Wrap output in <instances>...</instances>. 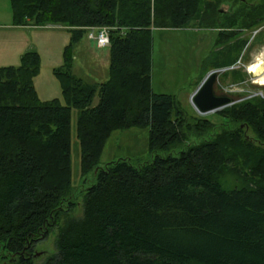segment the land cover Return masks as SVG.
<instances>
[{"label":"trees","instance_id":"trees-1","mask_svg":"<svg viewBox=\"0 0 264 264\" xmlns=\"http://www.w3.org/2000/svg\"><path fill=\"white\" fill-rule=\"evenodd\" d=\"M11 3L16 25H62L71 41L54 69L65 104L40 99L38 51L0 67V255L37 264L36 243L56 231L57 252L41 264H264V97L218 110L225 121L217 125L189 117L175 95L152 88L154 29L189 27L208 14L207 2ZM104 26L109 77L89 82L72 70L74 47L90 28ZM73 108L84 204L81 216L62 221L80 185L72 180ZM136 125L150 126L151 158L101 165L111 133ZM225 171L246 185L225 189L216 179Z\"/></svg>","mask_w":264,"mask_h":264},{"label":"rangeland","instance_id":"rangeland-1","mask_svg":"<svg viewBox=\"0 0 264 264\" xmlns=\"http://www.w3.org/2000/svg\"><path fill=\"white\" fill-rule=\"evenodd\" d=\"M245 1L256 5H243L241 0H205L208 14L192 22L189 27L156 28L153 31V91L175 95L189 117L201 115L193 106L191 95L198 87L196 83L212 69L226 68L219 73L215 89L217 93L233 97L235 103L256 96L264 97V83L259 80L264 76V0ZM235 9V14L227 13ZM232 15H236V18ZM13 16L11 0H0V67L18 66L25 52L38 51L41 64L34 83L40 99L44 101L60 98L65 104L62 84L55 76L54 69L65 62L66 48L71 41L70 31L62 25L52 24L17 26ZM231 19L237 21L232 22ZM73 54L72 70L76 75L89 82L108 79L109 45H100L96 38H91L86 32L75 44ZM98 101L97 95L94 104ZM202 116L209 117L217 125L225 121L217 111ZM77 118L78 110L73 108L72 180L74 186L80 185L72 191L75 206L64 215L62 221L67 217H79L83 213L84 198L80 193L84 189L81 186L82 150L76 134ZM248 134L255 135L252 130H248ZM149 137V125L114 130L99 155L100 164L120 158H130L134 163L151 158ZM91 176L93 175L88 177ZM216 179L227 190L246 185V182L231 171L219 174ZM34 250L33 257L39 252L34 257L37 264L56 253V231L40 239ZM5 263L13 264V261L0 255V264Z\"/></svg>","mask_w":264,"mask_h":264},{"label":"water","instance_id":"water-1","mask_svg":"<svg viewBox=\"0 0 264 264\" xmlns=\"http://www.w3.org/2000/svg\"><path fill=\"white\" fill-rule=\"evenodd\" d=\"M225 70L226 68L210 70L192 93L191 102L201 115L216 112L236 102L230 95L216 92L215 84L217 83L219 73ZM255 84L257 85L258 83L256 82ZM37 255H39V252L35 253V257Z\"/></svg>","mask_w":264,"mask_h":264},{"label":"built area","instance_id":"built-area-1","mask_svg":"<svg viewBox=\"0 0 264 264\" xmlns=\"http://www.w3.org/2000/svg\"><path fill=\"white\" fill-rule=\"evenodd\" d=\"M110 28L107 26L101 28H90V36L96 38L102 46L110 44L109 38Z\"/></svg>","mask_w":264,"mask_h":264},{"label":"crops","instance_id":"crops-1","mask_svg":"<svg viewBox=\"0 0 264 264\" xmlns=\"http://www.w3.org/2000/svg\"><path fill=\"white\" fill-rule=\"evenodd\" d=\"M17 26H19V25H17ZM24 26H35V25H24ZM87 32L90 34V31H87ZM90 37H91V36H90ZM91 38H93V37H91ZM152 70H153V69H152ZM259 74H260V73H259ZM260 75H261V74H260ZM260 75H255V76H260ZM201 80H202V79H201ZM201 80H199V81L196 83V84H197L196 87L198 86V84L200 83ZM259 80L262 81L261 83H264V76L261 77V78H259ZM102 82H103V81H102ZM196 87H195V88H196ZM191 93H192V92H191Z\"/></svg>","mask_w":264,"mask_h":264}]
</instances>
